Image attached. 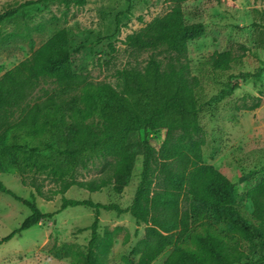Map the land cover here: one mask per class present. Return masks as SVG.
I'll return each mask as SVG.
<instances>
[{
    "label": "trees",
    "instance_id": "1",
    "mask_svg": "<svg viewBox=\"0 0 264 264\" xmlns=\"http://www.w3.org/2000/svg\"><path fill=\"white\" fill-rule=\"evenodd\" d=\"M41 1L46 0H25L0 11V23L23 7ZM83 1L64 0L67 5ZM169 1L168 11L126 36L127 46L149 53L141 68L116 71L123 77L120 89L101 83L91 92L83 86L80 93L59 98L66 88L80 84L72 71L65 28L54 31L32 48L28 57L0 75V146L10 129H14L13 135L20 130L38 141L33 145L16 142L5 145L7 161L16 166L22 185H27L26 167L33 174L44 173L54 183L51 193L45 195L42 183L33 176L29 183L33 198L29 200L17 196L0 181V192L22 201L30 209L20 226L1 238L0 243L68 206L84 205L93 209L91 223L80 228L90 230L85 264H96L94 250L101 209L129 213L138 224H145L143 246L135 264H151L167 246L172 249L161 264H264V252L255 258L245 257L242 243L231 232L235 221H243L234 207L235 184L213 166L202 163L204 131L196 91L199 80L191 73L187 42L203 35L205 25L202 21L185 19L182 4L186 0ZM255 11L260 16L251 21L254 40L257 47L264 49V13L257 8ZM235 59L227 49L214 51L208 62L212 70L224 71ZM263 70L264 58L259 67L245 75L259 77ZM41 81L54 82L60 90L45 89L44 98L34 97ZM236 87L237 83L227 81L210 100L219 102ZM157 129L165 130L158 148L148 138ZM17 148L23 150L27 163H22L15 154ZM137 155L142 157L141 171L127 206L64 196L72 186L90 192L112 182L123 186ZM97 160L102 162L101 176L77 177L80 169H88ZM2 168L0 159V171ZM56 194H61V204L54 212H43L34 200L36 195L49 200ZM246 196L252 202V218L264 250V178L249 187ZM187 198L198 201L193 218L183 207ZM211 210L213 219H208L206 215ZM215 221H223L229 233L217 230ZM185 236L194 247L184 242ZM122 261L116 264H134L127 257Z\"/></svg>",
    "mask_w": 264,
    "mask_h": 264
},
{
    "label": "rangeland",
    "instance_id": "2",
    "mask_svg": "<svg viewBox=\"0 0 264 264\" xmlns=\"http://www.w3.org/2000/svg\"><path fill=\"white\" fill-rule=\"evenodd\" d=\"M25 0H0V11L15 7ZM169 0H84L82 4H65L64 0H46L28 5L0 23V75L29 56L32 48L45 41L54 31L65 28L71 48L72 71L80 81L65 94H78L81 87L88 92L101 83H110L120 89L123 77L116 71L122 68H141L149 51L127 46L126 36L138 31L154 16L169 10ZM264 13V0H186L182 4L188 22L202 21L205 33L187 42V58L191 73L199 83L196 87L201 103L199 121L203 128L204 143L201 146L202 163L222 172L235 184L234 207L243 221H235L232 233L242 244L245 257L255 258L264 252L260 245L257 223L252 218L253 205L246 190L264 178V70L259 77L246 76L262 64L264 49L255 44L252 18ZM77 49V50H76ZM231 50L237 57L224 71L212 70L208 57L214 51ZM237 83L230 95L219 102H212L224 83ZM47 91L60 89L54 82L41 81L34 91L44 98ZM83 104V103H82ZM81 104V105H82ZM10 129L0 146L3 168L0 181L17 196L32 199L29 185L34 176L42 183L45 195H49L54 183L44 173H32L25 169L27 185H22L16 166L7 161L5 145L13 142L33 145L38 141L26 132ZM164 129L152 131L148 138L158 148L164 138ZM22 163L28 159L17 148ZM141 155L135 158L132 173L123 186L112 182L99 191L90 192L77 186L70 187L64 196L90 198L104 203L115 202L127 206L134 194L141 171ZM102 162L80 169L79 179L99 177ZM43 212H54L61 204V194L47 200L34 196ZM183 207L192 218L196 215L198 201L187 198ZM30 213L29 207L13 196L0 192V239L19 227ZM213 219L212 210L206 218ZM93 218V209L84 206H68L38 224L17 231L0 243V264H85V252ZM215 228L228 232L223 221H215ZM144 223H137L129 213L101 209L99 214L98 242L95 248L96 264L122 263L127 257L135 262L143 246ZM200 229V228H198ZM185 243H194L185 236ZM167 246L153 264H157L171 251Z\"/></svg>",
    "mask_w": 264,
    "mask_h": 264
},
{
    "label": "crops",
    "instance_id": "3",
    "mask_svg": "<svg viewBox=\"0 0 264 264\" xmlns=\"http://www.w3.org/2000/svg\"><path fill=\"white\" fill-rule=\"evenodd\" d=\"M155 260H156V259H155ZM155 260H154V261H155ZM163 260H164V258H163L162 260H160L157 264H161ZM154 261H152L151 264H153Z\"/></svg>",
    "mask_w": 264,
    "mask_h": 264
}]
</instances>
